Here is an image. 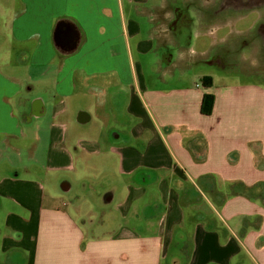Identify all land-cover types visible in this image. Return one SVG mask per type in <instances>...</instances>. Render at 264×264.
<instances>
[{
    "label": "crops",
    "instance_id": "1",
    "mask_svg": "<svg viewBox=\"0 0 264 264\" xmlns=\"http://www.w3.org/2000/svg\"><path fill=\"white\" fill-rule=\"evenodd\" d=\"M6 2L15 5L9 31L0 14V42L15 50L0 63V257L13 250L20 257L4 264H264V194L243 193L264 183V87L211 74L213 62L223 64L211 60L209 38L222 6L0 0ZM60 20L77 33L63 48L53 40ZM32 80L44 83L38 93L45 107L25 123L19 96ZM85 93L104 97L109 109L118 103L116 113L132 121L130 140L109 146L125 180L106 186L117 184L115 197L121 195L108 235L87 234L77 220L88 213L52 186L75 163L83 179L95 174L85 154L101 151L99 138L67 146L72 123L92 130L95 98ZM205 93L214 96L210 114L201 111Z\"/></svg>",
    "mask_w": 264,
    "mask_h": 264
},
{
    "label": "rangeland",
    "instance_id": "2",
    "mask_svg": "<svg viewBox=\"0 0 264 264\" xmlns=\"http://www.w3.org/2000/svg\"><path fill=\"white\" fill-rule=\"evenodd\" d=\"M8 1L11 3V1L14 0ZM222 1L225 3V5L222 6L224 9H219L217 6L222 4ZM207 2L213 7V9H219L223 17L221 22L216 19L213 21L212 19L210 27L211 35L209 38H211L213 44L210 58L211 60L221 58L223 59L222 65L218 66L213 62V65L209 67L214 79H225V81L228 80L234 82H257L260 86L264 87V33L262 31L260 33L258 32L260 25L264 24V5L258 6L257 4L250 2L243 3V5H236V1L230 3L224 0H207ZM12 5H15V2L12 3ZM12 5H8L7 2L0 3V14L4 19V24L2 25V29L4 31H9L10 29L9 26L13 16ZM234 8H240L238 9L240 11L234 14ZM216 23L221 26V28L219 26V30L215 29L218 27ZM13 50L15 49L12 43L10 44L8 41H1L0 63L6 65L8 59L11 56H13L14 59ZM16 58L17 55H15V59ZM45 82L48 83V80L46 79ZM31 83L34 87L32 94H37L41 84H44L39 80H32ZM85 94H87L89 98H87L85 95H82V97L87 99L92 97L93 99L95 98L94 104L89 105L90 110L94 112L93 124H91V126H93L92 130L90 132H87L88 130L83 131L76 124L72 123L69 131L70 138L68 139L67 146L72 147V142L74 139H77L81 136H83V138L98 137V140L102 142L103 146L101 151L95 156L91 154H85L87 169L95 170V174H91L90 172L88 175L90 177H86L91 182L89 188L81 189L80 185L83 181V178H85L83 176L86 173H84L82 170L81 162L77 164L75 163L72 169L66 171V174L68 176L67 178L76 185V188L75 190L62 195L67 196L68 200L73 206H76L77 204L80 205L82 213H88L84 216V219H81V221L79 219L77 221L82 223V220H84L85 222L83 221L82 225L85 226L87 234L92 235V229L94 232L103 231L102 225L99 224L100 213L105 210V212L102 214V218L107 220L109 217L107 211L120 201L121 195L117 194L111 205L103 207L98 203L97 199L106 188L103 187L102 183H100V180L104 177L103 175H109L108 179L118 182L125 180L118 172L119 169L117 165V156L114 152L110 151L109 146L110 143H125L126 140H130L129 129L132 121L126 118V116L116 113V110L113 107L118 103H115L113 107L109 109L108 106H105L104 97L102 98L103 102H99L100 98L99 96H96L97 94L94 93V96H92L93 93ZM74 98H78V96ZM121 100H123V95L119 96V101ZM101 116L107 117L109 122L102 123V121L99 120ZM110 126H114L118 129L112 130L110 129ZM122 129L125 131H121ZM94 130L98 131L96 132V136L92 135ZM117 130H119L120 133ZM114 132L119 133L118 137L113 135ZM91 166H93V168ZM60 174L55 175L54 180H52V186L54 188L56 187V189H58L57 180H59ZM131 178L132 177H128L127 179L129 180ZM148 197V199L151 200L154 198V194H149ZM17 253L20 257L19 252L16 250H13L12 253H2L0 257V264L6 263L8 259L13 260L14 263L16 258H18L16 256Z\"/></svg>",
    "mask_w": 264,
    "mask_h": 264
},
{
    "label": "water",
    "instance_id": "3",
    "mask_svg": "<svg viewBox=\"0 0 264 264\" xmlns=\"http://www.w3.org/2000/svg\"><path fill=\"white\" fill-rule=\"evenodd\" d=\"M77 36V33L74 30L73 25L71 24H64L63 21H58L56 23L55 29L53 31V40L56 46L58 47H64L69 46V44L72 42V40ZM29 107L31 109L30 116L26 117V122H31L33 118L41 117L43 115V112L41 109L45 107V100L46 95L43 93H37L30 97ZM77 115L82 116V111L80 109H77ZM113 135L115 137H118L119 133L114 132ZM85 182H82L80 187L81 189H85ZM76 185L67 178L61 177L58 180V189L59 191L63 193H68L70 191L75 190ZM117 191V184H114L108 188H105V190L101 193V195L98 198V203L102 205L103 207H107L108 205H111L113 203V200L115 199V193Z\"/></svg>",
    "mask_w": 264,
    "mask_h": 264
},
{
    "label": "trees",
    "instance_id": "4",
    "mask_svg": "<svg viewBox=\"0 0 264 264\" xmlns=\"http://www.w3.org/2000/svg\"><path fill=\"white\" fill-rule=\"evenodd\" d=\"M226 1V0H224ZM221 6H224L225 3L222 1V4H220ZM220 5H218L217 7H220ZM224 9V8H222ZM236 11H239L238 9L234 8ZM212 10L214 11L213 7H212ZM211 77L210 76H205L202 78V82L203 84L205 85H210L211 84ZM32 85V83H28L26 86H25V89H23L21 95L19 96V113L20 115L22 114V111L25 110V107H26V103L28 101V97L30 95V93L26 90V88H30V86ZM32 93V92H31ZM213 100H214V96L213 94L211 93H205L203 95V98H202V103H201V111L204 113V114H210L211 111H212V107H213ZM62 174H60L61 176ZM106 175V174H105ZM103 175V179L100 180V183H102L103 187H106L107 184L111 181V179H108V176H105ZM113 181V180H112ZM82 182H85V184L87 186H90L91 182L88 180V179H83ZM243 193L247 196H252L253 194L255 195H259V194H264V183H257V184H253V185H250V186H245L244 187V191ZM105 212V210H103L101 213H100V221H99V224L102 225V233L104 235H108L112 232H114L115 230V227L119 221V213L116 209L114 208H110L107 213L109 215V217L107 218V220L104 218H102V214ZM105 217H106V214H105ZM109 230V231H108Z\"/></svg>",
    "mask_w": 264,
    "mask_h": 264
},
{
    "label": "flooded vegetation",
    "instance_id": "5",
    "mask_svg": "<svg viewBox=\"0 0 264 264\" xmlns=\"http://www.w3.org/2000/svg\"><path fill=\"white\" fill-rule=\"evenodd\" d=\"M226 1H228V2H230V3H232L233 1H236V5H243V3H246V2H250V3H255V4H257L258 6H260V5H264V0H226ZM254 6H256V5H254ZM243 7V6H242ZM257 7V6H256ZM238 9H240V8H238ZM240 11V10H239ZM264 24H261L260 25V28H259V30H258V32L260 33L261 31L264 33ZM30 97V96H29ZM29 102H30V99L28 98V101H27V103H26V107H25V110L27 111L28 110V113H27V116H30V114H31V109H30V107H29ZM97 201H98V199H97Z\"/></svg>",
    "mask_w": 264,
    "mask_h": 264
}]
</instances>
